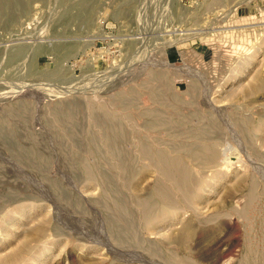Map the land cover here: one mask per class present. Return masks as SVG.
Masks as SVG:
<instances>
[{"label": "rangeland", "instance_id": "1", "mask_svg": "<svg viewBox=\"0 0 264 264\" xmlns=\"http://www.w3.org/2000/svg\"><path fill=\"white\" fill-rule=\"evenodd\" d=\"M0 264H264V0H0Z\"/></svg>", "mask_w": 264, "mask_h": 264}, {"label": "bare ground", "instance_id": "2", "mask_svg": "<svg viewBox=\"0 0 264 264\" xmlns=\"http://www.w3.org/2000/svg\"><path fill=\"white\" fill-rule=\"evenodd\" d=\"M181 34V33H180Z\"/></svg>", "mask_w": 264, "mask_h": 264}]
</instances>
